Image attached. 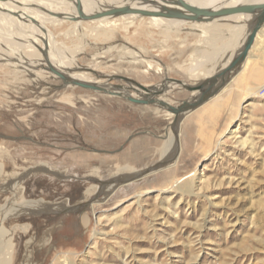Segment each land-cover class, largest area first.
<instances>
[{
	"label": "rangeland",
	"instance_id": "374dc122",
	"mask_svg": "<svg viewBox=\"0 0 264 264\" xmlns=\"http://www.w3.org/2000/svg\"><path fill=\"white\" fill-rule=\"evenodd\" d=\"M74 24L50 31L69 70L93 80L84 68L146 86L164 78L194 85L241 44L223 55L224 43L237 41L224 27L232 20L209 24L225 28L210 43L189 24L169 32L147 19H119L114 29ZM255 43L263 89L264 30ZM35 53L32 73L0 66V264H264V92L234 105L221 92L211 100L222 98L219 105L175 122L156 105L62 86ZM188 97L178 87L160 99L178 105ZM143 171L75 209L100 183ZM27 203L46 209L18 212Z\"/></svg>",
	"mask_w": 264,
	"mask_h": 264
},
{
	"label": "bare ground",
	"instance_id": "6f19581e",
	"mask_svg": "<svg viewBox=\"0 0 264 264\" xmlns=\"http://www.w3.org/2000/svg\"><path fill=\"white\" fill-rule=\"evenodd\" d=\"M174 1L175 0H0V66L1 65L5 67L10 66L13 67L14 69H18V67L23 68L24 70L30 69V71L28 72L32 73L35 70L34 67L38 64L36 63L37 60L34 59V57L36 56L35 52L39 51L40 55L45 60L44 63H46V69H44L45 72L53 76L54 78L57 77L49 71L50 67L56 71L66 74L67 77L71 80L94 83L108 92L112 91L111 90L112 87L109 84H106L104 81L99 80L98 78L96 80L95 79L93 80L92 78H87L84 75L77 76V74L74 73L75 72L74 69L76 67L73 68V71L68 69L70 60L69 61L66 60L63 57L64 55H62V53L58 51L60 50V48L57 46L58 44L55 40L56 36H54V34L50 31L51 27H58L59 25L63 26V24H65L68 21H71L78 25L79 24L82 25L83 23H93L96 25L95 28L100 27L103 29H114L117 27V22L119 21V19H122V21H124V23L128 26L133 24L137 19H147L148 24L150 26L163 29L167 32H169L170 30L179 31L184 24H189L193 26L195 29L199 28L201 30L200 36L202 38H205V41L208 42L212 38L216 39L217 37H220L222 31L227 27L228 30L226 31L229 32L230 35L229 38L232 37L237 41L234 42L233 44L224 43L225 44L224 47L226 48L223 50V55H225L231 49L234 50L235 48H237V45L239 46V44L243 42L245 36L242 38L243 40L240 42L239 41L241 36L240 34L242 33L246 34V28L248 27L246 24L247 21H249L248 17H243V16H233L229 18L232 20V22L234 21V24L230 26H224L225 28L223 30L221 29L220 33H218L219 31V28L217 27L218 25L215 24L209 25V24L186 23L181 20L166 19L159 16L143 17L138 13H130L128 15L115 17V18L106 16L97 19L96 18L89 19V17H94L95 15L108 11L109 9L119 8V7H128L131 10L147 11L149 13H159V12H163L164 10L170 11L176 9L183 11L180 7L175 5ZM183 1L190 5H195L197 7H204V8L213 7L214 9L225 5L234 6L239 3L264 2V0H183ZM39 4H41L42 6L41 9H39L40 7H38ZM29 30H33V34L29 35ZM263 30L264 27L258 33L257 38L259 34H262ZM94 32L96 33L95 29ZM232 46L235 47L231 48ZM217 50H221V48H218ZM195 69L196 68H194L192 71H195ZM76 70H81V68L77 67ZM83 73L88 74L86 72ZM67 87H75V86L68 85ZM98 93L103 94L101 92ZM131 95L137 96L134 93H132ZM160 163H166L167 165H165V167H168L170 165L168 164L170 163V160ZM145 173L146 172L143 171L141 172L140 175L139 174H136L135 176L132 175L131 176L132 178L131 177L127 178L123 180V182L119 181L120 180L119 179L118 182H111L116 184H111L109 186H107L106 183L101 184L100 182H98L100 183V185H102L103 189L97 190V194L93 195L94 198L92 197L90 198L89 201L77 205L75 209L81 211L82 209L89 206L88 204L91 202V200H96L99 195H102V198H104L105 200V198L113 194L112 190H114V188L117 189L118 187L123 186L125 183L139 181L141 177H143V175L144 176L148 175L147 173L146 174ZM137 177L138 179L133 181V179ZM104 200L101 199L100 200L101 202L97 200L96 201L97 203L95 202L96 204L95 203L94 205L91 204L92 205L90 207L91 211H93L96 206L97 207L101 206L104 203L103 202ZM47 208L50 209L49 206H47ZM59 208L65 211V207L63 208L59 207ZM45 209L46 207L42 205L28 204V203L26 205H20V208H17L18 212H25L31 214L35 213V211L40 212ZM82 221L86 225L88 223V215H83Z\"/></svg>",
	"mask_w": 264,
	"mask_h": 264
},
{
	"label": "water",
	"instance_id": "95a60500",
	"mask_svg": "<svg viewBox=\"0 0 264 264\" xmlns=\"http://www.w3.org/2000/svg\"><path fill=\"white\" fill-rule=\"evenodd\" d=\"M175 5L180 7L181 10H164L159 13H149L147 11H135L128 7L112 8L108 11L89 17V19L101 18V17H120L128 15L130 13H138L143 17L159 16L166 19L181 20L186 23L195 24H211L213 22L226 21L233 16L248 17L246 34L243 42L238 49L221 62L219 68L212 74L199 81L197 84L188 85L185 82L174 79L164 78V80L153 86L143 85L135 80L120 76V75H106L97 73L93 69L84 68L83 70L96 76L99 80L104 81L112 87V91H106L100 88L94 83L81 82L71 80L66 74L56 71L50 67L49 71L55 75L61 82L62 86L68 85L79 87L81 89L101 92L110 96L122 97L128 102L135 105H156L163 111L174 115L176 117L175 122L180 115H188L195 111L209 100L215 98L229 85V83L241 72L244 64L249 58V54L253 46L255 45L258 33L264 27V2L254 3H239L234 6H220L218 8L213 7H197L190 5L183 0H175ZM79 9V8H77ZM113 81L121 82L122 84H112ZM104 83V84H105ZM180 88L190 94L186 100L181 101L178 105H171L167 101L160 99V96L169 92L174 93L176 88ZM129 91H132L138 98L133 97ZM127 92V93H126ZM156 97V98H155ZM170 164V163H168ZM167 165L166 163H160L159 166Z\"/></svg>",
	"mask_w": 264,
	"mask_h": 264
},
{
	"label": "crops",
	"instance_id": "0c3cea01",
	"mask_svg": "<svg viewBox=\"0 0 264 264\" xmlns=\"http://www.w3.org/2000/svg\"><path fill=\"white\" fill-rule=\"evenodd\" d=\"M33 34V30H29V35ZM229 52V51H228ZM261 54V43H255L253 48L250 51L249 58L247 59L246 63L244 64L241 72L229 83V85L223 90L225 91V97H222L228 102L230 101V104H236L239 102L241 98H244V94L257 92L261 90L260 87V77L256 76V66L258 64V59ZM221 58V56H219ZM221 64L222 61H224V58L219 59ZM77 66V64H76ZM78 67V66H77ZM71 68L70 65H68V69ZM219 68V67H218ZM94 70V69H93ZM77 76H82V74H77ZM89 78V77H87ZM201 80H203L201 78ZM200 80V81H201ZM262 88V87H261ZM216 98V97H215ZM215 98L211 99L214 100ZM217 99L213 103L211 100H209L205 104H210V106L219 105L223 101V99ZM209 108V107H208Z\"/></svg>",
	"mask_w": 264,
	"mask_h": 264
},
{
	"label": "built area",
	"instance_id": "2783aa9c",
	"mask_svg": "<svg viewBox=\"0 0 264 264\" xmlns=\"http://www.w3.org/2000/svg\"><path fill=\"white\" fill-rule=\"evenodd\" d=\"M262 92H264V88L259 90V94H261Z\"/></svg>",
	"mask_w": 264,
	"mask_h": 264
},
{
	"label": "flooded vegetation",
	"instance_id": "af4514ba",
	"mask_svg": "<svg viewBox=\"0 0 264 264\" xmlns=\"http://www.w3.org/2000/svg\"><path fill=\"white\" fill-rule=\"evenodd\" d=\"M94 195H95V194H94ZM92 197H93V196H92ZM92 197H91V198H92ZM93 198H94V197H93ZM87 201H89V199H88V200H86V202H87ZM50 209H52V208L50 207ZM59 209H60V210H63V209H61V208H59Z\"/></svg>",
	"mask_w": 264,
	"mask_h": 264
}]
</instances>
